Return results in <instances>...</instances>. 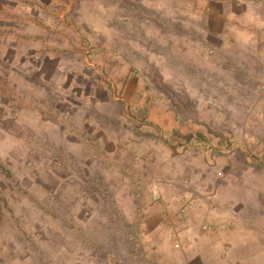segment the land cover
<instances>
[{
	"label": "rangeland",
	"instance_id": "1",
	"mask_svg": "<svg viewBox=\"0 0 264 264\" xmlns=\"http://www.w3.org/2000/svg\"><path fill=\"white\" fill-rule=\"evenodd\" d=\"M232 1L73 0L27 25L34 0H0V264H182L181 242L146 233L138 178L102 138L151 137L130 105L148 96L182 126L209 115L228 133L264 104L262 54L233 61L231 17L208 9Z\"/></svg>",
	"mask_w": 264,
	"mask_h": 264
},
{
	"label": "crops",
	"instance_id": "2",
	"mask_svg": "<svg viewBox=\"0 0 264 264\" xmlns=\"http://www.w3.org/2000/svg\"><path fill=\"white\" fill-rule=\"evenodd\" d=\"M34 4L27 25L46 16L42 7L49 4L64 5L55 11L62 18L74 11L73 0ZM208 9L231 17L219 30L230 32L233 61L251 64L249 53L255 50L264 58V0H233L230 10ZM70 22L66 26L73 28ZM149 101L148 96L140 106L130 105L151 119L145 127L151 137L102 138L123 160L125 176L138 178L136 200L144 207L146 233L167 249L181 242L175 253L182 264H247L261 248L264 255V133L257 129L264 126V104L247 102L248 115L228 122L233 128L228 133L209 115L182 126L173 111ZM187 203L194 205L183 213Z\"/></svg>",
	"mask_w": 264,
	"mask_h": 264
},
{
	"label": "built area",
	"instance_id": "3",
	"mask_svg": "<svg viewBox=\"0 0 264 264\" xmlns=\"http://www.w3.org/2000/svg\"><path fill=\"white\" fill-rule=\"evenodd\" d=\"M156 198H157V199H160L161 196H160V195H157ZM193 205H194V204H189V203H187V204L184 205V207L182 208V212L184 213V211H186L188 208L192 207ZM223 227H225V226H223ZM203 228H204V229H208V228H210V227H209L208 225H204Z\"/></svg>",
	"mask_w": 264,
	"mask_h": 264
}]
</instances>
